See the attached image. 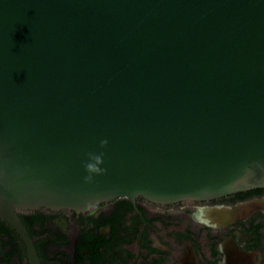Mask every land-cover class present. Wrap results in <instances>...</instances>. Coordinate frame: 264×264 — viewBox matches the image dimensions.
<instances>
[{
  "label": "water",
  "instance_id": "1",
  "mask_svg": "<svg viewBox=\"0 0 264 264\" xmlns=\"http://www.w3.org/2000/svg\"><path fill=\"white\" fill-rule=\"evenodd\" d=\"M256 186L264 0H0V215L34 264L18 209Z\"/></svg>",
  "mask_w": 264,
  "mask_h": 264
},
{
  "label": "flooded vegetation",
  "instance_id": "2",
  "mask_svg": "<svg viewBox=\"0 0 264 264\" xmlns=\"http://www.w3.org/2000/svg\"><path fill=\"white\" fill-rule=\"evenodd\" d=\"M197 205L218 209L216 228L193 221ZM17 214L40 264H264V186L175 202L117 196L83 211ZM0 264H34L27 240L4 215Z\"/></svg>",
  "mask_w": 264,
  "mask_h": 264
},
{
  "label": "clouds",
  "instance_id": "3",
  "mask_svg": "<svg viewBox=\"0 0 264 264\" xmlns=\"http://www.w3.org/2000/svg\"><path fill=\"white\" fill-rule=\"evenodd\" d=\"M100 143L101 147H106L108 141L105 139ZM88 155L90 158V162H87L85 164V168L88 173L103 174L107 171L106 169L100 167V165L104 163L103 154L97 155L94 153H89ZM85 179L86 181L90 182L92 180V176L89 175L85 177ZM217 210L218 209L212 208L208 205H197L192 210L191 218L197 224L203 225L205 227L216 228L217 225L212 219V213ZM181 211H183V209H181Z\"/></svg>",
  "mask_w": 264,
  "mask_h": 264
}]
</instances>
